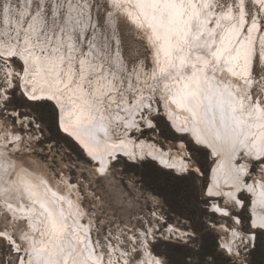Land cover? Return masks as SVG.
Here are the masks:
<instances>
[{"label":"rangeland","instance_id":"374dc122","mask_svg":"<svg viewBox=\"0 0 264 264\" xmlns=\"http://www.w3.org/2000/svg\"><path fill=\"white\" fill-rule=\"evenodd\" d=\"M87 2L91 4L93 0ZM210 2L214 4L215 0ZM236 3L239 4V0ZM132 9V6L131 9H125L128 10L130 19ZM88 10L91 20H95L96 24V8ZM213 10L217 19L220 14L223 15V10ZM100 11L105 17L104 28L98 29L100 47L104 49L108 45L113 51L119 48L121 62L126 65L121 70L125 77L142 67L141 79L131 75L130 79L125 80V89L132 95L133 88L138 89L144 85L142 80L155 68L153 44L141 27L138 29L128 17L125 19L120 8L114 14V28L108 18L112 7L101 8ZM188 14L190 17L195 15L193 10ZM250 26L251 20L246 16L245 27L240 31L248 32ZM233 38L234 36L232 40ZM253 42L249 92L255 103L263 104L264 68L259 63L254 66L259 44L257 38ZM132 57H138L135 66L129 63ZM20 63L23 64L22 61ZM104 63L109 64L107 61ZM7 68H12L13 74H8L4 87H0V140L7 141L1 142V149L4 151L0 153V158L10 164L6 167L0 166V229H7L12 235L14 233L13 237L19 243L20 249L12 243L11 253L7 250L0 252L4 264H12L13 261L15 264H29V252L21 237L29 226L28 220L13 218L2 205L4 201L18 200L19 196H10L7 192L5 195L2 189L6 190L12 185L14 176L20 169L42 175L50 185L62 192L68 189L65 182L74 186L71 195L83 209V222L91 225L90 234L97 252L103 256L104 264H110L112 256L115 262L118 259L122 261V253L118 248H122L128 257L138 252L139 256H135L134 264L142 259L147 243L163 264H188L189 261L192 264H203L209 260L215 261V264H264V230L251 227L252 196L245 191L240 192L242 205L237 207V204L226 199L224 195H207L209 172L216 158L209 149L195 144L187 134L177 133L166 118L163 101L156 90L157 94H152L150 100L153 108L157 106V111L143 109V120L140 117L139 128L133 127L129 133L137 139L151 140L163 149H175L187 161V168L183 172H176L164 169L148 159L130 162L116 156L107 170L100 171L74 140L60 129L58 106L47 101L46 106L40 109L31 107L30 105L37 102L29 100L22 89L18 75L22 68L16 67L11 61ZM7 68L0 71V76L7 72ZM235 78L238 83L241 82ZM166 83L161 84V90L164 91ZM152 85L159 89L158 83ZM5 97L10 101L7 107L4 104ZM145 118L152 120L151 127ZM11 134L17 137L10 139ZM179 142L183 144L179 145ZM236 160L247 164L248 170L246 169L244 176L246 181L256 179L254 177L264 179L261 165L264 159L255 161L240 152ZM214 203L227 208L229 215L215 210ZM5 215L7 221L3 219ZM251 233L253 237L249 236ZM223 242H230L231 250Z\"/></svg>","mask_w":264,"mask_h":264},{"label":"bare ground","instance_id":"6f19581e","mask_svg":"<svg viewBox=\"0 0 264 264\" xmlns=\"http://www.w3.org/2000/svg\"><path fill=\"white\" fill-rule=\"evenodd\" d=\"M128 2L135 9L130 10L131 19L129 15L128 18L133 24L141 26L153 44L155 51L153 72L148 73L149 76L142 80L144 85L138 89L131 85L134 92L130 95L126 91L123 102L119 100L118 93L113 92L112 98L116 103H112L111 106H108L107 100L104 104H100L90 95L58 93L59 103L56 100L51 102L58 106L59 117L64 116L63 123L69 125L68 131L65 132L58 119L60 129L74 140L100 171L107 170L112 159L121 156L130 162L148 159L164 169L183 172L187 168V161L175 149H163L151 140L137 139L129 133L131 128H139L140 117L143 120L141 113L143 109L157 108V106L153 108L150 100L152 94H157L156 90L163 101L166 118L177 133L187 134L195 144L209 149L216 158L209 172L207 195L212 197L224 195L238 207L242 205L240 192H247L252 196L251 227L264 230L259 227L261 220L264 219V179L254 177L256 179L246 181L244 176L246 169L248 170L247 164L236 160L240 152L255 161L264 159V139H261V132H264L262 127L264 103H255L249 92L252 53L247 63L243 56L227 64L224 63L223 58L219 64L216 63L212 52L220 47L221 35L231 22L222 20V27H216L217 18L213 8L209 10L203 7L204 3H211L210 0H194L197 5L193 12L195 15L190 17L187 13L175 20L172 25L174 31L167 38L162 29H157V34L153 35L148 28L149 19L144 15L145 10L136 7L137 0H121L120 10L123 15L128 11L125 10L126 8L131 9ZM88 9L86 11L89 15ZM191 10L189 9L188 12ZM115 11L117 8L112 7V12L108 15L112 21V28L115 26ZM209 16L216 19L209 20ZM221 16L220 14L219 19ZM233 16L236 17L237 12L233 11ZM91 23L95 24V20H91ZM213 30L214 36L211 35ZM257 30L253 31L252 36L254 39L257 38L259 44L258 38L264 36V31ZM235 37L233 42L247 41L248 32L240 31L239 38ZM254 39L250 43L251 48ZM109 48L108 45L104 49L100 47L107 63L109 62L113 72L119 76L126 65L121 62L119 48L115 51ZM106 49L108 51H105ZM87 51L88 49L85 48V52ZM108 65L105 67L107 68ZM228 68H231L232 72H229ZM6 70L12 76L13 69ZM126 70L128 71V68ZM34 72L35 69L27 75L23 70L18 72L22 89L27 96L31 93L32 85L29 84L27 88L23 85L25 81L33 79ZM141 74H143L142 67L134 70L130 76L135 75L139 80ZM235 77L241 82L238 83ZM112 79L114 77L108 75V80ZM148 81L151 83L149 84ZM164 82L167 83L163 91L161 84L164 85ZM153 83H158L159 89L153 86ZM40 95L41 93L37 91V96ZM173 100L176 102L173 103ZM145 121L149 127L152 126L151 119L145 118ZM16 137L17 135L11 134L10 139ZM1 142L7 141L0 140ZM241 142L244 146H241ZM2 143L0 153H3ZM182 144L179 142V145ZM9 164L8 161L4 162V159L0 158V166L6 167ZM261 165L264 170V162ZM15 175V180L10 185L12 187L8 188L10 192L8 189H1L2 192L4 191L3 194L7 192L10 196H19V198L16 202L4 201L2 205L8 209L13 218L28 220L29 226L21 237L29 252V264H104L103 256L97 252L92 240L91 225L89 222H83V209L78 200L71 195L74 186L65 182L67 191H59L50 185L45 177L28 169H20ZM213 205L219 213L229 215L227 208L217 203ZM0 231H4L6 236L13 240L16 248L20 247L10 231L7 229ZM249 236L253 237V234ZM223 244L231 250L230 242ZM118 249L122 253V261L116 259L115 262L112 256L109 260L110 264H127L128 254L122 248ZM155 260L161 261L160 257L149 249L147 243L142 259L134 264H140L141 261L144 264H154Z\"/></svg>","mask_w":264,"mask_h":264},{"label":"snow or ice","instance_id":"6c2138e0","mask_svg":"<svg viewBox=\"0 0 264 264\" xmlns=\"http://www.w3.org/2000/svg\"><path fill=\"white\" fill-rule=\"evenodd\" d=\"M110 7L121 8V0H111L110 3L109 0H103V3L101 0H93L91 4L87 0H0V71L7 68L9 61L22 68L26 75L35 69L33 79L25 81L23 85L25 88L32 85L27 98L37 103L30 105L31 107L40 109L51 100L59 103L58 93L65 92L90 95L100 104L107 100L108 106L116 103L112 98V93L116 92L123 102L127 91L124 83L126 79H130V74L128 77L123 74L117 76L110 64L106 68L100 62L106 61L98 43V29L105 25V17L100 9ZM136 7L145 10L144 15L149 19L148 28L153 35L157 34V29H162L167 38L174 31V21L186 15L189 9L194 12L197 5L194 0H138ZM203 7L223 10L220 19L208 17L209 20L216 19L217 28L222 27V20L231 22L221 35L220 47L212 52L216 63L219 64L223 58L227 64L241 56L247 63L252 53L250 43L254 39L253 31L264 30V0H239V4L236 0H215L214 4L204 3ZM88 8H96V24L91 23L86 11ZM233 11L237 12V17L233 16ZM128 15L125 13V19ZM246 16L251 20V26L247 29L248 40L233 42L232 37L239 36L240 29L245 27ZM139 27L141 26H137L138 29ZM214 34L213 30L211 35ZM258 39L260 51L256 54L254 66L259 63L264 68V36ZM85 48L88 49L87 52ZM136 59L138 57H132L129 63L135 66ZM227 70L232 72L231 68ZM108 75H112L114 79L108 80ZM7 76V72L0 76V87H4ZM37 91L41 93L40 96H37ZM9 103V99L5 97V107ZM59 119L60 126L67 132L69 125L63 123L64 116L61 115ZM261 139H264V132H261ZM241 146H244L243 142ZM3 219L7 221V215ZM259 227L264 228V219ZM12 243L13 240L4 231H0V252L7 250L11 253ZM101 248L103 251V245ZM135 256H139V253L129 255L127 264H133ZM0 264H4L2 258ZM140 264L144 262L141 261ZM154 264L162 262L155 260ZM188 264L192 262L189 261ZM203 264H215V261H204Z\"/></svg>","mask_w":264,"mask_h":264}]
</instances>
